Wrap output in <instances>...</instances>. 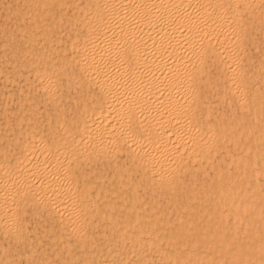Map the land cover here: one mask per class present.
<instances>
[{
	"label": "bare ground",
	"instance_id": "1",
	"mask_svg": "<svg viewBox=\"0 0 264 264\" xmlns=\"http://www.w3.org/2000/svg\"><path fill=\"white\" fill-rule=\"evenodd\" d=\"M8 1L1 3L0 73L10 81L22 75L42 99L18 97V121L40 122L13 125V142L0 146L7 232L26 200L85 246L86 225L99 216L107 233L101 247L92 243L95 254L80 258L84 264H148L150 253L160 264H264V55L250 51L258 49L255 34L264 45V0ZM39 100L52 104V117L36 113ZM110 150H122L138 170L127 196L115 173L127 164L112 161ZM104 156L114 168L109 176L92 167ZM132 183L151 194L159 185L169 206L139 201Z\"/></svg>",
	"mask_w": 264,
	"mask_h": 264
},
{
	"label": "rangeland",
	"instance_id": "2",
	"mask_svg": "<svg viewBox=\"0 0 264 264\" xmlns=\"http://www.w3.org/2000/svg\"><path fill=\"white\" fill-rule=\"evenodd\" d=\"M2 1H4V2H2ZM0 0V20H2V18H3V7L6 5V4H8V0L7 1H5V0ZM1 3H3L2 5H4L3 7H1ZM2 26V27H1ZM3 28V22L2 21H0V29H2ZM254 41L256 42L255 43V45L257 44V48L258 49H255L253 46H252V48H251V46H250V51H251V53H252V56H253V58L255 59V58H258V57H261L262 55H264L263 53H264V49H263V44L262 43H260V39H261V35L258 33V34H255L254 36ZM0 38H2V37H0ZM258 42H259V44H258ZM261 45V46H260ZM262 47V48H261ZM261 48V49H260ZM254 50H256V51H254ZM257 50H258V52H257ZM263 50V51H262ZM257 52V53H256ZM256 54V55H255ZM11 65L10 64H3V67L4 68H8L6 71H8L7 72V74H9V73H11V72H9V70H11V69H9V67H10ZM22 75H15L14 76V78H15V81L13 80V81H10V80H7V79H4L3 78V75H2V73H0V81L1 80H3V81H1L0 82V90H1V88H3V87H5L6 89H8L7 90V92H6V89L5 88H3V90H2V92L0 91V119L2 118V120H0V146L3 144L5 147L6 146H8V143H12L13 141H12V133H11V129H14L13 127L14 126H16V124H17V126L19 127L20 126V129H21V127L23 126V127H27V126H29L31 123L32 124H37L38 123V121L39 120H37V121H34V123H33V121H31V120H19L18 121V117H17V115H18V112H20L21 111V109H19L18 107H19V104H20V101H19V99H18V97L19 96H22L23 94H25V93H27V95H29V96H32L33 98H39V99H42L39 95H38V93H36V91H34V88L30 85L28 88H27V86L25 85V84H23L24 83V80H23V76L21 77ZM19 77V78H18ZM19 80H18V79ZM17 79V80H16ZM22 79V80H21ZM16 81H18V82H16ZM5 82V83H4ZM9 82H10V84H9ZM12 82V83H11ZM8 84V85H7ZM11 84H12V86H15V88L14 87H12L11 86ZM2 85H3V87H2ZM19 85H21V86H19ZM25 85V86H24ZM24 87V88H23ZM33 88V89H32ZM19 91H18V90ZM25 91H23V90ZM28 91H26V90ZM32 89V90H31ZM14 90V91H13ZM11 91V92H10ZM21 91H23V92H21ZM6 92V93H5ZM9 92V93H8ZM19 92V93H18ZM12 93V96L10 95ZM29 93V94H28ZM32 93V94H31ZM6 95V96H5ZM4 96V97H3ZM7 97H8V99H7ZM16 97V98H15ZM6 98V99H5ZM10 98H12V99H10ZM9 99L11 100V102L9 101ZM15 99H17L16 101H15ZM14 100V101H13ZM5 101V102H4ZM7 101V102H6ZM10 102V103H9ZM48 103V104H47ZM8 104H10L9 106H8ZM44 104V105H43ZM47 104V105H46ZM44 107H43V106ZM52 104L50 103V102H43V101H37V104H36V106H35V111H36V113L39 115L40 113V117L42 116V114L44 113V111L45 110H47L46 111V113H50L49 114V116H51L52 115V106H51ZM37 106H38V108H37ZM40 106H42V107H40ZM49 106H51V107H49ZM2 107V108H1ZM7 108V109H6ZM9 108V109H8ZM15 108V109H14ZM40 108V109H39ZM42 108V109H41ZM44 108V109H43ZM11 109H14L15 111H13V110H11ZM51 109V110H50ZM4 110H5V112H4ZM9 110V111H8ZM3 111V112H2ZM2 113H7L6 115L4 114V116H3V114ZM15 116H14V115ZM7 115H8V117H10L9 119H7ZM32 115L34 116V119H39L40 117L38 116V115H36V114H33V112H32ZM3 116V117H2ZM12 117V118H11ZM14 117V118H13ZM17 117V119H15ZM45 116L43 115L41 118H44ZM52 117V116H51ZM31 118V117H30ZM40 118V119H41ZM4 119H6V122L4 121ZM16 121H15V120ZM7 120H8V122L10 123V125L8 124V126H7V124L6 123H8L7 122ZM11 121V122H10ZM19 122V123H18ZM40 122V121H39ZM2 123V124H1ZM27 124V125H26ZM1 125H3V126H1ZM14 125V126H13ZM25 125V126H24ZM13 126V127H12ZM22 127V128H23ZM3 128V129H2ZM11 128V129H10ZM7 129V130H6ZM7 131V132H6ZM11 136H10V135ZM17 134V133H16ZM20 134V133H19ZM19 134H18V136H19ZM3 135V136H2ZM7 135V137H8V139H7V137H6V139H5V137L4 136H6ZM3 137V138H2ZM4 139H5V141H4ZM9 139H10V141H9ZM8 140V143L6 142ZM4 143H6V144H4ZM2 145V146H3ZM10 145H12V144H10ZM110 152L112 153L113 152V154L114 155H116V156H114V158L116 157V161L115 160H113V159H111V157H112V155L113 154H110L109 152L107 153L108 155V158H110L112 161H114V162H124V163H126L127 161L124 159V152L121 150V153H120V151H115V150H113V151H111L110 150ZM110 154V155H109ZM117 155H118V157H117ZM109 156H111V157H109ZM106 156H104V157H102V158H100V160H98L97 158H95V160H93V165H92V167H95L96 166V169H99L101 172H102V175L103 176H109L110 174H111V172H112V170L114 171V168H113V166H111V164H112V162H110V159H109V162L111 163H109L108 162V160H107V157L105 158ZM120 157H123V160H121L120 159ZM105 158V159H104ZM113 158V157H112ZM82 158H80V161H82L81 160ZM108 162V163H106V162ZM99 163L102 165H99ZM127 164V163H126ZM103 166H104V168H103ZM115 167V166H114ZM123 167V169H121L119 166L118 167H116V168H118L117 169V171L115 172V173H118L119 174V176L120 177H122L121 178V180H120V182H121V190L123 191V194L125 195V196H127V195H129V193L131 192L130 191V182H132V180L133 181H135L136 180V177H138L137 175H138V170H136V168H134V166H132V165H125V166H122ZM125 167H127V169L125 170ZM133 168V169H131V168ZM102 169V170H101ZM105 171H104V170ZM119 169H120V171H119ZM130 169V170H129ZM129 170V171H128ZM132 170H134V171H132ZM108 172H110V173H108ZM124 174H123V173ZM104 173V174H103ZM108 173V174H107ZM129 175V174H131V175H127V174ZM115 175V174H114ZM134 175V176H133ZM116 176V175H115ZM131 177V178H130ZM189 177V176H188ZM105 178V177H104ZM124 178H125V181H124ZM127 178H130L129 180L127 179ZM181 178V181H184L186 178H182V177H180ZM127 179V180H126ZM65 180V181H64ZM62 182V185L64 186V185H66V183H67V180L66 179H59L58 180V182H59V184L61 185V182ZM106 180H103V182H105ZM113 181V180H112ZM115 181V180H114ZM128 181V182H127ZM130 181V182H129ZM128 183V184H127ZM133 184V183H132ZM129 185V186H128ZM124 186V187H123ZM133 186L136 188L137 187V189L136 190H138V191H140V193L138 192H136L138 195H137V198L139 199V196L141 195V197H140V200L139 201H141V202H143L144 204H148V203H146V201L147 202H149L150 200V204H154V205H156L157 206V208H159L160 207V209L162 208V210H163V208L165 207V209H166V206H169V204H166V206L165 205H163V204H165V203H167L168 201V196H166L168 193L167 192H165V191H163V190H160L159 188H158V186L159 185H156V187H155V189L153 190V192H154V194H151V192H149V190H145V189H141V188H143V187H141V186H138L137 185V183H135V184H133ZM160 187V186H159ZM61 188H63L62 186H61ZM124 188V189H123ZM134 188V189H135ZM133 189V190H134ZM156 189H159L158 191L156 190ZM161 189H164L163 188V186L161 187ZM121 190H120V192H121ZM156 191V192H155ZM147 193V194H144V193ZM149 192V193H148ZM140 194V195H139ZM152 196H151V195ZM166 194V195H165ZM149 196V197H148ZM164 196H166V198L164 197ZM146 197H148V198H146ZM159 197V198H158ZM164 197V198H163ZM144 198V199H143ZM153 198H156L157 199V203H158V201L160 202L161 200H162V198H163V200L160 202V204H161V206H160V204L159 205H157L156 204V200L154 199V201H153ZM161 199V200H160ZM165 199H166V201H165ZM20 200V199H19ZM18 200V201H19ZM144 200V201H143ZM21 202H22V204H21ZM18 205H16V207H18V209H17V211L19 210V209H24V211L23 210H19L20 212H16V214H15V216H16V218H15V221H14V231H13V228H12V226L11 225H9V226H11V229H10V231L8 230V232H7V228L5 227L4 228V226H3V224L5 223V221L2 223V222H0L1 224H0V228H2V229H0V258L2 257V255L1 254H4V253H7L8 255H10L11 257H12V260L14 261V262H16L17 264H22V262H23V264H34V262H35V264H41V263H44V264H56V261H58L57 263L58 264H63V263H66V264H84V263H82L81 262V260H80V258H84L83 256H84V254L85 255H87V254H89V252L90 253H92V254H95V250H94V248H93V244H94V246L97 244V243H100V244H97V246H99V247H101L102 246V233L103 232H105V233H107V229L105 230V229H103V228H106V227H103L104 225H101L102 223H101V220L99 219V216L98 215H93V217H91V219H90V223L88 224V225H86V226H88V228L86 227L85 228V226L84 225H82V226H84V228H85V235L87 236H84V240L86 241V243L88 242V241H90L91 243L90 244H88L87 243V245L85 246V244H82V240L79 238V237H75V238H69V237H67L68 235L69 236H72L73 237V235H74V232H72V230L71 231H69V232H72V233H68V232H64V231H62L60 228H58L59 226L57 225V224H55L54 223V220H52V218L50 217V216H48V214L47 213H45V211L43 210L42 211V209H41V207H35V205H33L32 206V204H28L27 202H26V200H22ZM25 202V203H24ZM153 202V203H152ZM165 202V203H164ZM24 206V207H22V206ZM20 206H21V208H20ZM32 206V207H31ZM155 206V207H156ZM170 207H167V210H165V211H169L170 209H169ZM39 209V211H38V213H34L33 212V210H38ZM23 211V212H22ZM42 211V212H41ZM172 211V210H171ZM77 209H75L74 210V212L72 213V215L73 216H76L77 214ZM167 212H166V214H167ZM19 213L21 214L20 216L21 217H19V219H23L24 221H23V223H21V222H18V221H20L19 219H17V217L19 216ZM75 213V214H74ZM168 213H170V211L168 212ZM30 214V215H29ZM38 214V215H37ZM173 214V211L170 213V214H167V215H172ZM29 216V217H28ZM92 216V215H91ZM96 216V217H95ZM10 217L11 216H8V217H6L5 216V219L6 218H9L10 219ZM40 217V218H39ZM49 217V218H48ZM95 217V218H94ZM98 217V218H97ZM32 218H34L33 220H32ZM92 218H94V219H92ZM12 219H14V214L12 215ZM11 219V221H13ZM43 220V221H42ZM96 220V221H95ZM11 221H9V222H11ZM22 221V220H21ZM42 221V222H41ZM95 221V222H94ZM15 222H16V224H15ZM30 222V223H29ZM38 222V223H37ZM46 222H48V223H46ZM96 222H98V223H100V225H98ZM19 223V224H18ZM25 223V224H24ZM29 223V224H28ZM46 223V225H44ZM50 223V224H49ZM53 223V224H52ZM67 223H69V222H67ZM92 223H96L97 225H95V224H92ZM23 225L24 227H27V230H26V228L24 229L23 228V226H21V227H19L18 225ZM35 224V225H34ZM41 224V225H40ZM80 225H81V222L79 223ZM2 225V226H1ZM7 225V224H6ZM32 225V226H31ZM40 225V226H39ZM46 226V227H44V226ZM50 225V226H49ZM91 225H92V227H93V229H91L90 230V227H91ZM94 225H95V228H94ZM15 226H17V228H15ZM58 226V227H57ZM102 226V227H101ZM31 227H33V228H30ZM34 227H36V228H34ZM40 227V228H39ZM49 227H52L51 228V230L53 229L55 232H54V235H52L53 234V230L51 231L50 229H49ZM55 227V228H54ZM4 228V229H3ZM20 228H22L21 229V231H20ZM43 228H45L44 230L46 231H44V230H42ZM47 228V229H46ZM97 228V229H96ZM100 228V229H99ZM24 229V230H23ZM39 229H40V231H39ZM48 229L50 230V231H48ZM59 229H60V231H61V233H60V231H59ZM87 229V230H86ZM102 229V230H101ZM2 230V231H1ZM33 230V231H32ZM90 232H89V231ZM12 231L13 232H15V233H12ZM22 231H24V232H22ZM31 233H30V232ZM43 233H42V232ZM68 231V230H67ZM74 231V230H73ZM6 232L8 233V235L10 236V238H12V239H14V237H19V238H15L14 240H12V239H10V238H7V236L8 235H6ZM10 232V233H9ZM22 232V233H21ZM28 233V236H27V233ZM39 232H41V233H39ZM93 232V233H92ZM95 232V233H94ZM99 233L100 235H99V237L100 238H98L97 236H98V234H97V236L95 235L96 233ZM101 232V233H100ZM49 233V236L47 235ZM57 233H58V235H60V237H62V239H60L61 241H62V243H61V241L58 239V238H60L58 235H57ZM60 233V234H59ZM64 233V234H63ZM92 233V234H91ZM11 234V235H10ZM19 234V235H18ZM34 234V235H33ZM46 236V237H44V235ZM91 235V237L92 238H90L89 237V239L88 240H86L87 238H88V236L89 235ZM14 235V236H13ZM16 235H18V236H16ZM23 235H26V236H23ZM42 235H43V238H41L40 239V237H42ZM50 235H52V236H50ZM58 237L57 238V240L54 238V237H56V236ZM64 235L66 236V237H64ZM8 236V237H9ZM22 236L23 237H25V239L23 238L22 239ZM32 236V237H31ZM33 236H36L37 237V240L35 239V238H33ZM75 236V235H74ZM96 236V237H95ZM6 237V238H5ZM50 237H51V239H50ZM86 237V238H85ZM22 240H21V239ZM30 238H32V239H30ZM53 238V239H52ZM64 238H69L70 240H68V239H64ZM93 238H94V240H93ZM6 239H8V242H7V240ZM74 239V240H73ZM6 240V241H5ZM28 240V241H27ZM31 240V241H30ZM35 240V241H34ZM38 240H39V242L41 243H39L38 242ZM46 240V241H45ZM53 240H54V242H53ZM79 240V241H78ZM97 240H99V241H97ZM23 241V242H22ZM34 241V242H33ZM73 241L75 242L74 243V247L72 246L73 244ZM76 241H78L77 243H78V245H76L77 243H76ZM84 241V242H85ZM101 241V242H100ZM1 242H2V244H1ZM6 242L8 243V244H6ZM12 242L14 243V244H12ZM28 242H30V243H28ZM32 242V243H31ZM44 242V243H43ZM51 242V243H50ZM53 242V243H52ZM64 242V243H63ZM65 242H67L68 243V245H70V247L65 243ZM93 242H95V243H93ZM33 243H34V245L36 244V243H38V244H36L35 246L33 245ZM61 243V244H60ZM93 243V244H92ZM4 244V245H3ZM30 244H31V246H30ZM50 244H52V245H50ZM81 244V245H80ZM92 244V245H91ZM14 245V246H13ZM22 245V246H21ZM39 245V246H38ZM44 245H45V248H44ZM53 245H55V246H53ZM60 245V246H59ZM63 245V246H62ZM65 245V246H64ZM75 245L77 246V248L75 249ZM82 245H84V248H81L80 249V247L82 246ZM88 245H91V246H88ZM119 246H122L121 244H118ZM117 245V247H119ZM3 248H2V247ZM7 246V247H6ZM37 246V247H36ZM52 247L51 249L49 248V247ZM66 246H68V247H66ZM80 246V247H79ZM89 248H88V247ZM126 246V245H125ZM18 247V248H17ZM29 247H33V249L32 248H29ZM41 247V248H40ZM72 247V248H71ZM9 248H11V249H9ZM12 248H13V250H12ZM47 248V249H46ZM55 249V250H52V249ZM66 248H67V250H66ZM72 250V251H70V249ZM93 249V250H91V249ZM126 248V247H125ZM6 250V252H5V250ZM30 249H32V251H33V253H32V251H30ZM34 249H36V250H34ZM46 249V250H45ZM50 249V250H49ZM87 251H86V250ZM90 249V250H89ZM127 249V248H126ZM125 249V250H126ZM10 250V251H9ZM29 250V251H28ZM40 250V251H39ZM69 250V251H68ZM80 250H82L81 252H83V254L81 253V252H79ZM2 251H4L3 253H2ZM9 251V252H8ZM15 251L16 252H18V253H15ZM42 251H44L45 253L43 254V252ZM51 251L53 252V254L51 253ZM66 251H68V253L69 252H71L70 254H68ZM86 251V252H85ZM25 253V256H23L24 255V253ZM27 252V253H26ZM30 254H29V253ZM34 252L36 253V254H34ZM48 252V253H47ZM56 252H57V254H56ZM67 254H66V253ZM75 252V253H74ZM20 253V254H19ZM23 253V254H22ZM62 255H61V254ZM74 254V256H73V254ZM29 255V256H26V255ZM32 254H33V257L36 259H33V257H32ZM41 254V255H40ZM45 255L44 257H42L43 255ZM56 254V255H55ZM77 254V255H76ZM80 254H82V256H80ZM154 254H156V253H150V258L152 257V258H155L154 257ZM18 255V256H17ZM40 255V256H39ZM55 255V256H54ZM59 255V256H58ZM72 255V256H71ZM79 258H77L76 260H77V262H75L76 260L74 259V258H76V256ZM15 256V257H14ZM37 258H36V257ZM63 256V257H62ZM156 256V255H155ZM25 257V258H24ZM41 257V258H40ZM50 257V258H49ZM62 257V258H61ZM67 257V258H66ZM68 257H69V261H67L68 260ZM72 257H74V258H72ZM148 257V259L146 260V263L148 262V264H150L151 262H153L152 264H155L156 262L157 263H159V261H158V259H159V257H157L156 256V258H158L157 260H156V258L155 259H150ZM20 258V259H19ZM44 258V259H43ZM56 258L58 259V260H56ZM26 259V260H25ZM39 259V260H38ZM49 259V260H48ZM51 259H55V260H51ZM60 259V260H59ZM64 259V260H63ZM65 259H67V260H65ZM161 259V258H160ZM44 260V261H43ZM73 260H74V262H73ZM79 260V261H78ZM95 260V259H94ZM163 260V259H162ZM160 261L161 263L164 261ZM19 261V262H18ZM27 261V263H24V262H26ZM31 261V262H30ZM37 261H39L38 263H36ZM43 261V262H42ZM47 261V262H46ZM51 261H52V263H51ZM72 261V262H71ZM114 262L116 261L115 259L113 260ZM154 261H156L155 263H154ZM3 262V259L1 258L0 259V264H4V262ZM49 262V263H48ZM53 262H55V263H53ZM69 262V263H68ZM156 263V264H157ZM160 264V263H159Z\"/></svg>",
	"mask_w": 264,
	"mask_h": 264
}]
</instances>
